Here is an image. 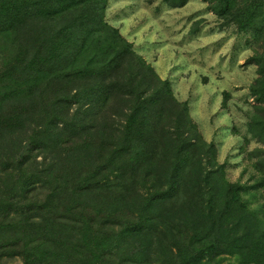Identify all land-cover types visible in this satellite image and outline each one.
Segmentation results:
<instances>
[{
	"label": "trees",
	"instance_id": "obj_1",
	"mask_svg": "<svg viewBox=\"0 0 264 264\" xmlns=\"http://www.w3.org/2000/svg\"><path fill=\"white\" fill-rule=\"evenodd\" d=\"M203 1L260 42L244 142L262 172L264 0ZM105 6L0 0V264H264V193L223 178Z\"/></svg>",
	"mask_w": 264,
	"mask_h": 264
},
{
	"label": "rangeland",
	"instance_id": "obj_2",
	"mask_svg": "<svg viewBox=\"0 0 264 264\" xmlns=\"http://www.w3.org/2000/svg\"><path fill=\"white\" fill-rule=\"evenodd\" d=\"M207 5L203 0H187L182 6L171 0H106L104 18L168 80L176 99L186 102L195 134L215 148L223 178L244 184L246 193L262 194L263 185L251 187L264 177V168L258 172L253 166L258 158L252 152L260 145L253 139L244 142L250 137L245 112L254 104L249 86L257 77L256 65L246 59L260 50V42L234 24L221 28ZM193 27L197 30L191 32ZM224 91L229 95L223 107ZM258 200L263 201L260 195ZM4 261L20 263L17 258Z\"/></svg>",
	"mask_w": 264,
	"mask_h": 264
}]
</instances>
